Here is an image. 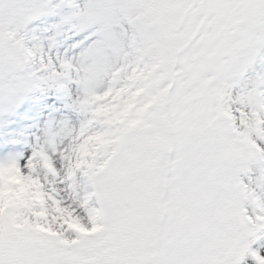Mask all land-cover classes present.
I'll list each match as a JSON object with an SVG mask.
<instances>
[{
	"label": "snow or ice",
	"instance_id": "snow-or-ice-1",
	"mask_svg": "<svg viewBox=\"0 0 264 264\" xmlns=\"http://www.w3.org/2000/svg\"><path fill=\"white\" fill-rule=\"evenodd\" d=\"M0 264H264V0H0Z\"/></svg>",
	"mask_w": 264,
	"mask_h": 264
}]
</instances>
